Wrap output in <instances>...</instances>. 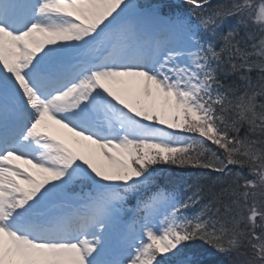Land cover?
I'll return each instance as SVG.
<instances>
[{"label":"snow or ice","instance_id":"6c2138e0","mask_svg":"<svg viewBox=\"0 0 264 264\" xmlns=\"http://www.w3.org/2000/svg\"><path fill=\"white\" fill-rule=\"evenodd\" d=\"M183 3L0 0V264H264V0Z\"/></svg>","mask_w":264,"mask_h":264},{"label":"trees","instance_id":"16d2710c","mask_svg":"<svg viewBox=\"0 0 264 264\" xmlns=\"http://www.w3.org/2000/svg\"><path fill=\"white\" fill-rule=\"evenodd\" d=\"M227 2V0H223L222 3H225ZM213 4H217V3H214ZM233 23H236L235 19L232 20ZM232 22L231 20L228 22V24L226 25V28L228 27V25H230ZM241 34H243L241 32ZM251 76L253 77V82L255 83L256 80H257V73L256 72H253L251 73ZM258 101L260 102H264V101H261V98L258 97ZM195 251L197 253H199V255L197 256L198 258L202 257L203 256V259L200 261L201 264L205 263L204 259H206V262L208 264H226V261H227V257H224V256H221L218 252H216L214 249L210 248L207 244H204L203 242H200V241H197L195 242ZM234 256V254H233Z\"/></svg>","mask_w":264,"mask_h":264}]
</instances>
